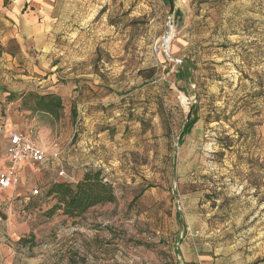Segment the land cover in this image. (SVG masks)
I'll return each instance as SVG.
<instances>
[{"label": "rangeland", "instance_id": "rangeland-1", "mask_svg": "<svg viewBox=\"0 0 264 264\" xmlns=\"http://www.w3.org/2000/svg\"><path fill=\"white\" fill-rule=\"evenodd\" d=\"M175 2L179 17L166 0H58L51 51L0 40V123L47 156L2 196L29 230L10 264H264V0ZM30 92L60 97L62 118ZM85 170L116 202L47 217L50 184Z\"/></svg>", "mask_w": 264, "mask_h": 264}, {"label": "crops", "instance_id": "crops-1", "mask_svg": "<svg viewBox=\"0 0 264 264\" xmlns=\"http://www.w3.org/2000/svg\"><path fill=\"white\" fill-rule=\"evenodd\" d=\"M57 1L0 0V33L3 35L0 36V40L3 42L13 40L17 44H30L42 52V54H44V51H51L55 45L56 37L51 34L50 30L59 20V17L54 15ZM0 128H2L0 131V171H2L5 167L3 153L6 149L3 141H6V132L13 129V127L11 123L7 125L0 123ZM18 131L27 132L26 130ZM32 166L27 163L20 166L18 169L20 184L17 187L25 182L26 176L29 175V170ZM87 171L85 170V172ZM54 181H59V179L56 178ZM17 187L0 193V264H10L13 261L12 241L10 239L13 241L15 239L18 240L20 239L19 237H24L23 235L29 231L27 225L23 224L24 226H19L16 223V219L12 218L13 214H15L13 202L7 200L3 204L2 196L7 195L8 192L15 191ZM5 209L8 216L6 219L4 218Z\"/></svg>", "mask_w": 264, "mask_h": 264}, {"label": "trees", "instance_id": "trees-1", "mask_svg": "<svg viewBox=\"0 0 264 264\" xmlns=\"http://www.w3.org/2000/svg\"><path fill=\"white\" fill-rule=\"evenodd\" d=\"M179 16L180 13L178 12ZM178 75H182L180 76L181 80L184 78L183 72H179ZM26 98L24 102L25 107L34 113L44 114L54 121H59L62 118L64 104L60 97L54 94L40 95L30 92ZM73 117L75 121H78L79 116L75 108L73 109ZM198 121L199 119L194 116L185 125L179 138L180 142L191 133ZM231 148L232 145L227 144L225 146L227 150ZM45 197L55 201L54 206L46 212L47 217L51 218L60 212L63 217L72 221L82 219L97 207L114 204L116 202L115 187L103 175L101 170L87 171L75 183L54 181L50 184ZM20 241L25 244L29 242L28 240L22 239Z\"/></svg>", "mask_w": 264, "mask_h": 264}, {"label": "built area", "instance_id": "built-area-1", "mask_svg": "<svg viewBox=\"0 0 264 264\" xmlns=\"http://www.w3.org/2000/svg\"><path fill=\"white\" fill-rule=\"evenodd\" d=\"M2 128H0V131ZM6 149L4 154L5 167L0 171V193L9 191L20 184L18 169L23 164H41L46 154L31 131L8 130L6 132ZM57 158V155H54ZM59 177L66 178L64 172ZM36 197L39 190L32 192ZM181 264V263H180Z\"/></svg>", "mask_w": 264, "mask_h": 264}, {"label": "water", "instance_id": "water-1", "mask_svg": "<svg viewBox=\"0 0 264 264\" xmlns=\"http://www.w3.org/2000/svg\"><path fill=\"white\" fill-rule=\"evenodd\" d=\"M171 7V12L174 14V16H178L179 9L177 8L175 0H167ZM192 114L188 115V122L191 120Z\"/></svg>", "mask_w": 264, "mask_h": 264}, {"label": "bare ground", "instance_id": "bare-ground-1", "mask_svg": "<svg viewBox=\"0 0 264 264\" xmlns=\"http://www.w3.org/2000/svg\"><path fill=\"white\" fill-rule=\"evenodd\" d=\"M163 45H165V43H164ZM165 47H166V46H165Z\"/></svg>", "mask_w": 264, "mask_h": 264}]
</instances>
